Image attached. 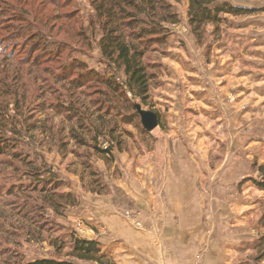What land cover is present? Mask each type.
Instances as JSON below:
<instances>
[{"label":"rangeland","instance_id":"rangeland-1","mask_svg":"<svg viewBox=\"0 0 264 264\" xmlns=\"http://www.w3.org/2000/svg\"><path fill=\"white\" fill-rule=\"evenodd\" d=\"M164 1L178 23L165 24L164 45L145 55L152 79L142 104L102 83L116 77L121 84L124 76L101 56L90 0H0V143L17 148V157L0 156V264L53 257L97 264L71 255L73 238L89 232L83 220L71 219L79 199L102 190L107 196L121 179L135 182V169L150 163L160 200L164 183L174 181L175 160H182L193 198L222 214L227 256L233 251L235 264H264L256 248L264 192L252 181L264 164V13L224 16L197 39L187 2ZM135 104L158 116L156 129L142 128ZM34 171L58 187L46 190L52 181L38 183ZM62 194L78 203L54 211L67 204L57 199Z\"/></svg>","mask_w":264,"mask_h":264},{"label":"crops","instance_id":"crops-1","mask_svg":"<svg viewBox=\"0 0 264 264\" xmlns=\"http://www.w3.org/2000/svg\"><path fill=\"white\" fill-rule=\"evenodd\" d=\"M173 165L174 181L164 183L160 200L154 197L157 182L150 163L135 169V182L111 184L107 196L81 197L71 219L89 227L82 238L96 242L113 264H235L233 251L227 256L225 249L230 242L222 235V214L218 218L202 208L193 198L191 182L183 177L186 171L179 170L182 160ZM129 214L143 229L130 226Z\"/></svg>","mask_w":264,"mask_h":264},{"label":"trees","instance_id":"trees-1","mask_svg":"<svg viewBox=\"0 0 264 264\" xmlns=\"http://www.w3.org/2000/svg\"><path fill=\"white\" fill-rule=\"evenodd\" d=\"M176 2H187V20L192 34L199 39L202 30L207 25H219L224 16L248 17L258 13H264L262 8H246L233 6L222 0H174ZM90 6L93 8L95 19L97 20L99 31L101 33L98 47L101 56L110 64L121 70L124 80L118 84L115 79L103 78L102 83L113 92L119 89H126L133 98L140 100L145 104L149 100V87L152 79L151 66L144 62L145 55L149 52L151 46L164 45L167 38V29L165 24L175 25L178 23L177 14L171 11V6L164 0H90ZM40 46L36 44V50ZM41 49V48H40ZM41 54L46 53V47L42 48ZM41 51V50H40ZM38 54V55H41ZM115 76V75H113ZM137 114V113H136ZM7 141V142H6ZM7 140L0 143V156L12 153L17 157L16 147H11ZM14 145V144H12ZM111 149L104 150L105 155L109 154ZM22 160V159H20ZM23 162V161H22ZM33 162L26 160L25 166L31 167ZM256 172L259 179L252 180L254 186L264 192V164L256 166ZM42 172H33L32 178L41 177ZM50 177L51 174L46 172ZM52 181L46 190L56 189L58 187L53 180L43 179L38 181L42 185ZM37 183V182H36ZM45 189V188H44ZM51 190V191H52ZM46 196L47 192L40 190ZM97 192L98 195H102ZM52 196L50 200L53 202ZM59 201L64 204L53 205V210L68 206L72 200L75 206L78 201L71 194H62L57 196ZM55 208V209H54ZM260 227L264 230V212L259 220ZM257 249L264 255V233L258 240ZM72 257L94 262L97 264H113L104 254H101L98 244L94 241H88L81 238H73L71 244ZM25 264H72L71 261L61 258L38 259Z\"/></svg>","mask_w":264,"mask_h":264},{"label":"water","instance_id":"water-1","mask_svg":"<svg viewBox=\"0 0 264 264\" xmlns=\"http://www.w3.org/2000/svg\"><path fill=\"white\" fill-rule=\"evenodd\" d=\"M134 109L137 115L139 116L142 128L146 132L150 133L151 131H153L158 127L159 118L155 113L151 111L143 110L141 106L138 104L134 105Z\"/></svg>","mask_w":264,"mask_h":264},{"label":"built area","instance_id":"built-area-1","mask_svg":"<svg viewBox=\"0 0 264 264\" xmlns=\"http://www.w3.org/2000/svg\"><path fill=\"white\" fill-rule=\"evenodd\" d=\"M128 216V215H127ZM132 223H133V226H135V228L137 229H141V224L140 222L138 221L137 217L135 216V218H132Z\"/></svg>","mask_w":264,"mask_h":264}]
</instances>
